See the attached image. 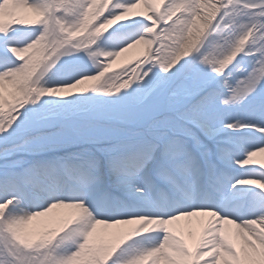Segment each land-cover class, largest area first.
<instances>
[{
	"label": "snow or ice",
	"instance_id": "6c2138e0",
	"mask_svg": "<svg viewBox=\"0 0 264 264\" xmlns=\"http://www.w3.org/2000/svg\"><path fill=\"white\" fill-rule=\"evenodd\" d=\"M0 264H264V0H0Z\"/></svg>",
	"mask_w": 264,
	"mask_h": 264
}]
</instances>
